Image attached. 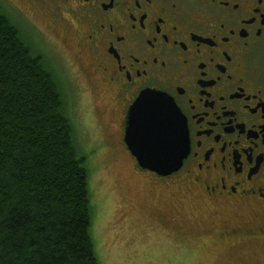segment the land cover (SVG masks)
I'll list each match as a JSON object with an SVG mask.
<instances>
[{
    "label": "flooded vegetation",
    "instance_id": "obj_1",
    "mask_svg": "<svg viewBox=\"0 0 264 264\" xmlns=\"http://www.w3.org/2000/svg\"><path fill=\"white\" fill-rule=\"evenodd\" d=\"M22 2L60 24L89 57L113 116L107 148L125 153L154 191L206 213L201 233L219 250H263L264 0ZM10 4L0 0L39 39ZM144 92L172 101L185 123L187 155L167 176L142 169L124 142L128 112ZM167 219L175 229L184 223Z\"/></svg>",
    "mask_w": 264,
    "mask_h": 264
},
{
    "label": "trees",
    "instance_id": "obj_2",
    "mask_svg": "<svg viewBox=\"0 0 264 264\" xmlns=\"http://www.w3.org/2000/svg\"><path fill=\"white\" fill-rule=\"evenodd\" d=\"M25 31L0 8V264H100L68 92Z\"/></svg>",
    "mask_w": 264,
    "mask_h": 264
},
{
    "label": "rangeland",
    "instance_id": "obj_3",
    "mask_svg": "<svg viewBox=\"0 0 264 264\" xmlns=\"http://www.w3.org/2000/svg\"><path fill=\"white\" fill-rule=\"evenodd\" d=\"M10 9L25 18L39 37L34 42L30 38L31 47L38 51L35 44L42 45L68 92L76 143L90 174L91 236L100 264H223L222 260L264 264V249L255 246L234 248L233 254L229 249L219 250L210 236L201 233L200 223L211 220L206 213L191 201L181 204L169 192L154 191L135 174L125 153L107 148L105 134L111 131L113 116L106 93L95 84L89 57L79 50L72 35L65 34L60 24L52 25L38 8L11 0ZM156 216L168 224L158 223ZM167 218L184 223L177 222L181 225L175 229Z\"/></svg>",
    "mask_w": 264,
    "mask_h": 264
},
{
    "label": "water",
    "instance_id": "obj_4",
    "mask_svg": "<svg viewBox=\"0 0 264 264\" xmlns=\"http://www.w3.org/2000/svg\"><path fill=\"white\" fill-rule=\"evenodd\" d=\"M124 142L142 169L159 176L176 172L188 150L185 123L173 102L146 92L128 112Z\"/></svg>",
    "mask_w": 264,
    "mask_h": 264
}]
</instances>
